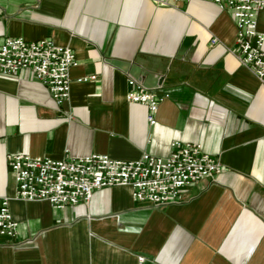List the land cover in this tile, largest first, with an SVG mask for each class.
Here are the masks:
<instances>
[{"label": "crops", "instance_id": "1", "mask_svg": "<svg viewBox=\"0 0 264 264\" xmlns=\"http://www.w3.org/2000/svg\"><path fill=\"white\" fill-rule=\"evenodd\" d=\"M257 27L264 35V8ZM16 37L70 47L76 64L61 105L28 70L0 76V199L17 223L0 237V264H264V84L238 58L228 10L211 0H0V45ZM130 77L168 94L154 125L145 105L126 101ZM176 140L221 165L179 203H140L125 186L63 208L15 196L8 155L135 160L165 157Z\"/></svg>", "mask_w": 264, "mask_h": 264}, {"label": "built area", "instance_id": "2", "mask_svg": "<svg viewBox=\"0 0 264 264\" xmlns=\"http://www.w3.org/2000/svg\"><path fill=\"white\" fill-rule=\"evenodd\" d=\"M161 6L179 1L152 0ZM222 10H228L235 22V45L238 58L264 84V35L257 27V12L264 0H211ZM212 42H215L213 40ZM76 64L72 48L44 38L27 41L6 38L0 45V76L28 70L49 92L57 105L69 96L70 68ZM94 76L77 79H93ZM125 94L128 103L145 105L147 121L156 123L158 105L168 97L159 87L147 89L130 77ZM15 183V196L23 201H47L56 208L88 202L94 190L125 186L133 199L151 205L179 203L185 187L221 171L219 161L202 150L199 143L173 141L167 156L143 153L135 160L111 158L106 154H90L65 159L31 158L8 155ZM8 198L0 199V237L16 235V221L8 207ZM141 261L143 257H138Z\"/></svg>", "mask_w": 264, "mask_h": 264}]
</instances>
